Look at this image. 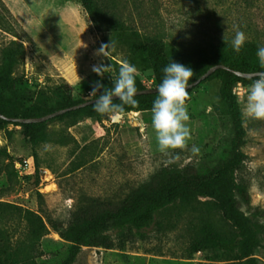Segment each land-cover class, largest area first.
Here are the masks:
<instances>
[{
  "label": "rangeland",
  "instance_id": "374dc122",
  "mask_svg": "<svg viewBox=\"0 0 264 264\" xmlns=\"http://www.w3.org/2000/svg\"><path fill=\"white\" fill-rule=\"evenodd\" d=\"M115 2L128 23L143 33L162 36L170 58L185 50L215 54L218 47L226 46L222 57L234 59L237 56L230 46L237 30L245 33V42L264 46V0ZM106 35L81 0H0V66L14 41L25 49L13 73L18 95L44 91L55 105L54 90L64 82L72 84L76 99L90 96L96 82L112 87L113 72L101 77L93 69L101 64L113 67L114 60L126 59L127 50L114 46L110 59L97 55ZM252 63L260 66L257 55ZM137 73L147 87L156 84L152 69ZM252 82L234 88L245 130L241 150L247 156L238 179L250 193L251 207H242L260 231L256 256L264 264V120L247 118L242 111ZM223 84L222 78L214 77L193 89L186 103L192 139L187 149L167 154L158 149L152 110L138 114L146 125L145 133L132 124L128 113L120 121L54 117L46 125L48 140L33 145L26 142L21 126L0 123V162L14 163L18 173L13 189H8L6 173H0V241L21 246L38 263L58 264L68 255L71 242L49 229L39 242L30 243L26 222L13 213L9 203L63 219L88 196L121 201L167 164L192 165L209 173L233 152L230 108L220 97ZM193 145L200 148L198 155L192 154ZM41 169L47 171L45 177ZM206 223L226 236L235 231L211 199L200 198L162 210L143 235L122 236V248L82 247L73 264H235L236 260L224 255L194 250Z\"/></svg>",
  "mask_w": 264,
  "mask_h": 264
},
{
  "label": "trees",
  "instance_id": "16d2710c",
  "mask_svg": "<svg viewBox=\"0 0 264 264\" xmlns=\"http://www.w3.org/2000/svg\"><path fill=\"white\" fill-rule=\"evenodd\" d=\"M81 2L98 29L107 33L105 44H110L112 40L114 46L125 48L127 50L125 60L137 70H153L156 79L154 86L162 83L163 69L172 60L192 68L194 75L189 83L198 79L217 63L241 71H251V67H257L253 71H264L260 66L252 63V58L257 55L260 47L257 42H245L239 53L230 46V50L237 56L234 59L222 57L223 51L228 48L226 46L218 47L219 50L215 54L202 52L195 55L192 51L185 50L177 51L170 58L166 53L167 44L162 36L143 33L128 23L118 12L115 0H81ZM24 54V45L14 41L5 53V62L0 66V112L3 114L16 117L42 116L99 97L100 93H97L96 96L76 99L73 86L69 82H64L55 88L54 94L57 97L55 105L50 103V98L44 91H37L29 96L18 95L13 73ZM119 67L120 62L114 60L113 77L118 75ZM214 77L222 78L224 81L220 97L229 105L232 118L234 136L230 158L217 164L209 173H203L192 165L183 167L174 164L164 165L121 201L109 197L88 196L73 208L70 216L63 219L9 203L8 206L13 213L26 222L28 241L36 244L49 229H53L60 237L71 242L68 255L58 264H73L84 246L122 248L125 246L123 239L120 241L122 236L128 233L143 235L144 229L153 225L157 214L162 210L178 204H188L200 198H209L235 231L232 236H226L213 224L206 223L201 229L200 237L194 241V250L224 255L236 260L235 264H260L256 256L261 242L260 231L253 225L251 213L242 207L243 204L251 207V199L247 187L238 179V171L247 156L241 150L245 130L238 109V97L234 91L238 83L246 84L255 77H240L230 70L220 68L200 84ZM135 80L138 90L147 88L138 73ZM193 89L188 90L190 98ZM157 97L158 92L137 95L135 99L139 101L138 106L124 105L122 114L131 111H151ZM114 102L120 103L118 98H115ZM66 116L103 117L94 110L93 104L68 111L56 118ZM48 121L20 123L0 118L2 124L21 126L26 142L32 145L48 140L46 131ZM2 172L7 175L8 189H13L18 182L14 163L0 162V173ZM39 195L43 197V194L39 193ZM0 264L43 263H38L25 255L21 246L0 241Z\"/></svg>",
  "mask_w": 264,
  "mask_h": 264
},
{
  "label": "clouds",
  "instance_id": "9594fccd",
  "mask_svg": "<svg viewBox=\"0 0 264 264\" xmlns=\"http://www.w3.org/2000/svg\"><path fill=\"white\" fill-rule=\"evenodd\" d=\"M222 39L227 43L225 33ZM246 39L245 33L237 30L231 42L234 51L239 53ZM112 50H114V42L111 40L110 44L100 46L97 55L110 59ZM257 56L261 68H264V46L258 48ZM93 70L101 77L105 73L114 71L112 65L103 64L94 67ZM137 71L134 65L127 60H122L118 75L113 77L112 87L105 88L102 83L96 82L90 93V96L100 93L93 104L94 110L116 121L123 113L124 105L138 106L139 101L135 99L138 95L135 80ZM163 72V81L158 86V97L153 103L152 114L158 149L167 154L169 150L187 149L188 142L192 139L191 129L188 126L190 116L186 101L190 99L189 81L193 78L194 72L192 68L173 60L164 67ZM102 88L104 91L101 93ZM114 97L118 98L120 103L114 102ZM242 111L247 118L264 120V73H258L248 86ZM191 152L193 155H198L200 148L193 145ZM175 159H179V156Z\"/></svg>",
  "mask_w": 264,
  "mask_h": 264
},
{
  "label": "water",
  "instance_id": "95a60500",
  "mask_svg": "<svg viewBox=\"0 0 264 264\" xmlns=\"http://www.w3.org/2000/svg\"><path fill=\"white\" fill-rule=\"evenodd\" d=\"M220 68L230 70L233 73H235L236 75H238L240 77H245V78H253V77H256V75L258 73H264V71H241L238 69L231 68L230 66H228L226 64L217 63V64L211 66L198 79L189 83L188 90L195 88L197 85H199L202 81L207 79L212 73H214L217 69H220ZM157 89H158V86L140 89V90H138V95L146 94V93H157L158 92ZM96 99H98V97L88 99L86 101L77 103V104L69 106V107H64V108L55 110L51 113H48V114H45L42 116H33V117H21L20 116V117H16V116H7V115L3 114L2 112H0V118L5 119V120H9V121L20 122V123L44 122V121H48L54 117H57L59 115H62L68 111H72V110H75V109H78L81 107L88 106L90 104H94ZM114 99H115V97H114ZM138 114H139V112L131 111L128 113V116L130 117L132 124L134 126L140 127V130L142 131V133H145L146 132V125H145L144 121L138 116ZM103 117H104V119H108V117L105 115H103ZM41 174L43 177H45L47 174V171L45 169H41Z\"/></svg>",
  "mask_w": 264,
  "mask_h": 264
},
{
  "label": "bare ground",
  "instance_id": "6f19581e",
  "mask_svg": "<svg viewBox=\"0 0 264 264\" xmlns=\"http://www.w3.org/2000/svg\"><path fill=\"white\" fill-rule=\"evenodd\" d=\"M121 117H122V114L120 115V117H119L118 120H116V121H120Z\"/></svg>",
  "mask_w": 264,
  "mask_h": 264
}]
</instances>
